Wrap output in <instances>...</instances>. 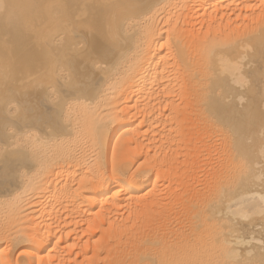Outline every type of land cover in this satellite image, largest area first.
I'll return each instance as SVG.
<instances>
[{
	"label": "bare ground",
	"instance_id": "bare-ground-1",
	"mask_svg": "<svg viewBox=\"0 0 264 264\" xmlns=\"http://www.w3.org/2000/svg\"><path fill=\"white\" fill-rule=\"evenodd\" d=\"M0 264H264V0H0Z\"/></svg>",
	"mask_w": 264,
	"mask_h": 264
}]
</instances>
